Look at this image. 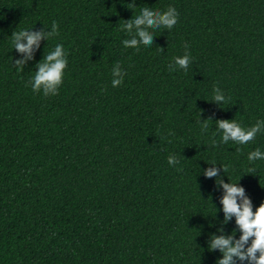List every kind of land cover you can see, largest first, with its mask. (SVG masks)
<instances>
[{
  "label": "trees",
  "instance_id": "1",
  "mask_svg": "<svg viewBox=\"0 0 264 264\" xmlns=\"http://www.w3.org/2000/svg\"><path fill=\"white\" fill-rule=\"evenodd\" d=\"M169 6L172 29L123 46L125 21ZM53 22L58 35L21 70L12 33ZM57 44L67 65L45 96L30 81ZM186 51L187 71H170ZM214 87L226 102H213ZM217 120L264 121V0H0V264H219L215 181L243 187L253 211L264 202V159L248 161L264 153V131L223 143ZM234 229L238 239L233 217L223 234Z\"/></svg>",
  "mask_w": 264,
  "mask_h": 264
},
{
  "label": "clouds",
  "instance_id": "2",
  "mask_svg": "<svg viewBox=\"0 0 264 264\" xmlns=\"http://www.w3.org/2000/svg\"><path fill=\"white\" fill-rule=\"evenodd\" d=\"M135 7L134 3L130 4ZM178 13L175 8L169 6L167 11H153L149 7L142 8L139 15L131 18L121 26V30L125 31L131 37L123 40V46L127 48H136L139 50L141 44L145 46L152 45V32L149 29L166 28L172 29L177 23ZM58 35L57 25L52 24L51 31L33 32L30 30H21L12 33L14 49L25 54L23 59L14 61L21 70H23L25 60L32 59L34 46H39V41L42 38L48 39ZM162 50V49H161ZM66 52L62 44H57L54 51L43 57V62L36 65V74L33 80L30 81L34 92L43 91L45 96L57 94L58 87L62 83V76L67 65ZM191 62V57L185 53L182 57H175L174 64L169 65L170 71H175L178 66L187 71ZM112 86L118 87L123 82L124 72L119 63L112 69ZM213 102L222 104L226 102V97L219 87L213 88ZM201 114V113H200ZM205 121H212L209 117ZM218 129L222 130L221 141L228 143L229 141L237 142L238 144H247L252 141L255 136L264 131V121H257L249 129H244L235 120H217ZM208 124L203 123L202 131H207ZM216 141L213 140L215 145ZM264 159V153L256 149L248 154L249 163L256 160ZM170 166H175L179 163L177 156L170 155L168 157ZM223 172L227 171V166L221 168ZM254 169H249V172ZM203 175L207 178L217 177V168L215 166L206 169ZM238 182V181H237ZM215 185L223 189V196L220 199L222 205L223 221L221 227L217 229L222 233L219 236L211 235L208 245L211 250H219L222 258L218 260L219 264H264V202H262L255 211L251 200L245 196V190L237 183H225L223 179L217 178ZM239 201V202H238ZM235 218L236 228L241 235L238 239L235 238V231L227 236L223 234V226L228 223L231 218Z\"/></svg>",
  "mask_w": 264,
  "mask_h": 264
}]
</instances>
